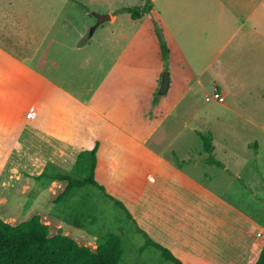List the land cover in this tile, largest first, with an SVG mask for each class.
Returning a JSON list of instances; mask_svg holds the SVG:
<instances>
[{"label":"rangeland","instance_id":"rangeland-1","mask_svg":"<svg viewBox=\"0 0 264 264\" xmlns=\"http://www.w3.org/2000/svg\"><path fill=\"white\" fill-rule=\"evenodd\" d=\"M150 1L152 10L133 22L128 9L142 8L147 0H0V8L19 12L8 29H0V46L21 58L48 59L47 71L63 76L69 92L97 93V98L106 100L100 107L106 110L115 105V115L121 114L124 119L125 115L131 117L139 96L147 106L148 125L154 126L152 120L164 114L172 115L167 108L175 105L176 116L161 124L155 140L176 129L170 144L184 147L190 141L187 128L192 125L195 154L190 172L199 174L202 170L204 181L224 182L233 191L229 198L264 222V117L239 118L224 111L222 105L232 100L210 76L218 71L225 55L215 59L212 69L203 74L201 85H192L188 80L192 71L204 65L210 50L216 46V51L220 50L222 39L216 32L219 18L204 17L203 0ZM175 25L179 26L177 30L181 28L180 36V32L174 35ZM156 28L172 51L167 61L162 59ZM244 46L257 47L259 62L264 64V29L258 40L249 39ZM166 72L170 74V89L161 96ZM251 73L256 74L252 75L255 80L264 77L260 67ZM220 92L226 98L224 104L215 99ZM259 103L256 100L254 105L258 107ZM229 106L238 108L234 101ZM203 136L210 140L211 156L223 167L208 161ZM57 174L74 179L88 176L77 170L66 173L51 167L42 177L21 176L11 200L0 205V216L16 223L40 214L53 233L60 232L90 248H96L108 235H116L125 249L120 264H173L160 252L145 248L144 237L127 214L97 188H73L62 201L54 203L65 189Z\"/></svg>","mask_w":264,"mask_h":264},{"label":"crops","instance_id":"crops-1","mask_svg":"<svg viewBox=\"0 0 264 264\" xmlns=\"http://www.w3.org/2000/svg\"><path fill=\"white\" fill-rule=\"evenodd\" d=\"M202 7L204 17L219 18L216 32L222 42L219 51L216 46L208 52L199 70H189L194 74L188 80L201 85L203 74L225 55L210 76L218 80L230 103L238 104L237 110L230 103L222 105L224 111L239 118L264 117V77L255 80L251 73L258 67L264 70V64L257 47L244 46L249 39L258 40L264 29V0H203ZM15 14L19 12L13 8H0V29H8ZM175 26L174 35L180 36L181 28ZM244 55L250 57L240 58ZM47 61L21 58L0 46V205L11 200L21 176L42 177L49 167L70 173L79 155L98 145L94 179L106 197L125 206L127 211L122 210L136 231L145 232L182 264H256L264 248V222L232 201V190L224 182L204 181L202 170L190 172L195 154L192 125L184 147L170 144L176 129L155 140L161 124L176 116L175 105L167 108L172 115L164 114L152 120L154 126L148 125L147 106L139 96L131 117L124 119L115 115V105L100 107L106 100L97 93L69 92L63 76L47 71ZM30 111L33 118H27ZM214 159L218 164L208 161L223 167Z\"/></svg>","mask_w":264,"mask_h":264},{"label":"trees","instance_id":"trees-1","mask_svg":"<svg viewBox=\"0 0 264 264\" xmlns=\"http://www.w3.org/2000/svg\"><path fill=\"white\" fill-rule=\"evenodd\" d=\"M152 8L153 4L147 0L142 8L128 9L131 21L138 22ZM156 33L162 59L167 61L170 54L168 43L160 29L156 28ZM202 139L206 152L211 154L210 140L205 136ZM97 150L98 145L88 153H81L77 158L74 170L83 175L88 173V176L83 179H74L70 175H56L59 181L65 183V189L54 199V203L62 201L73 188L85 185L93 186L105 193V189L94 179ZM209 161L218 164L213 157H210ZM107 197L117 207L126 210L120 201L110 196ZM137 231L144 236L145 248L160 252L167 262L182 264L169 250L154 243L145 232L139 228ZM124 254L125 249L121 239L113 234L108 235L96 248H90L60 232L53 233L48 224L43 222L40 214H33L30 218L16 223H9L0 216V264H120ZM256 264H264V248Z\"/></svg>","mask_w":264,"mask_h":264},{"label":"water","instance_id":"water-1","mask_svg":"<svg viewBox=\"0 0 264 264\" xmlns=\"http://www.w3.org/2000/svg\"><path fill=\"white\" fill-rule=\"evenodd\" d=\"M170 88V74L169 73H164L162 84H161V89H160V95L164 96L168 93Z\"/></svg>","mask_w":264,"mask_h":264},{"label":"built area","instance_id":"built-area-1","mask_svg":"<svg viewBox=\"0 0 264 264\" xmlns=\"http://www.w3.org/2000/svg\"><path fill=\"white\" fill-rule=\"evenodd\" d=\"M215 99L218 100L219 102H224V97L221 94H216ZM34 117V112L30 111L27 114V118H33Z\"/></svg>","mask_w":264,"mask_h":264}]
</instances>
